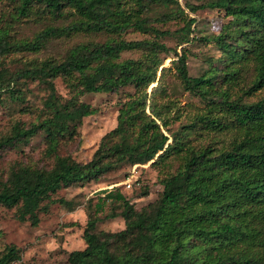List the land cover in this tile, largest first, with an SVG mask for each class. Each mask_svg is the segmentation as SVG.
Returning <instances> with one entry per match:
<instances>
[{
    "label": "trees",
    "instance_id": "1",
    "mask_svg": "<svg viewBox=\"0 0 264 264\" xmlns=\"http://www.w3.org/2000/svg\"><path fill=\"white\" fill-rule=\"evenodd\" d=\"M207 4L223 9L232 19L215 38L226 55L224 66L200 75L190 73L185 51L181 53L160 39L171 31L161 29L154 21L182 15L186 22L178 44L189 42L195 39L190 33L197 21L189 11H197L204 3L18 0V15L29 16L37 8L55 16L72 10L76 17L63 26H48L33 40L24 42H13L9 28H0V54L20 43L39 50L48 37L78 31L113 34L103 42L78 43L60 60L50 57L17 72L0 68V100L21 76L40 79L49 89L44 101L47 116L28 128L14 127L13 134L0 140L2 147L18 139L28 140L43 129L47 152L56 157L52 167L23 165L0 182V203L18 205L17 218H30L37 225L39 212L49 208L52 192L98 180L119 164L152 161L155 165L171 155L181 159L175 171L161 178L163 189L157 202L141 209L135 208L119 187L101 189L94 213H88L86 246L69 251L71 264H264V96L255 101H245L243 94L232 98L229 84L241 73L243 62L252 59L256 74L245 92L250 94L264 86V0H209ZM156 6L169 9L152 17L148 13ZM130 27L154 36H114ZM128 49L142 50L141 56L119 60L121 52ZM171 51V63L176 65L184 87L209 106L194 122L174 131L168 126L169 116L160 108L153 107L151 114L146 112L148 87L156 81L155 87H161L160 80L170 67L163 64ZM162 52L166 53L164 58ZM218 69L223 72L221 84H217ZM57 76L70 81L78 94L113 91L130 84L136 88L137 95L121 106L117 125L102 136L89 161L58 152L61 140L74 138L84 116L96 109L86 101H63L55 83ZM73 76L75 82H71ZM198 123L213 130L235 129L236 134L223 146H217L214 140L190 144L192 134L199 132ZM148 192L144 190V194ZM108 200L121 202L123 209L106 214V218L122 215L126 227L98 232L102 220L99 213ZM19 256L20 249L10 244L1 253L0 264H9Z\"/></svg>",
    "mask_w": 264,
    "mask_h": 264
},
{
    "label": "rangeland",
    "instance_id": "2",
    "mask_svg": "<svg viewBox=\"0 0 264 264\" xmlns=\"http://www.w3.org/2000/svg\"><path fill=\"white\" fill-rule=\"evenodd\" d=\"M179 1L185 4V0ZM189 1L194 4H205L197 11H189L190 16L197 18L190 33V37L195 36L194 40L178 44L183 35L181 27L186 22L182 15L177 14L165 22L154 21V24L171 31L160 39L169 46H176L179 52H186L192 75L212 73L213 67L224 66L223 59L226 55L215 38L230 23L232 16L227 15L223 9L208 5L209 0ZM17 5L18 0H0V28H9V38L13 42L33 40L46 27L66 25L76 17V14L70 13L72 10L65 15L55 16L41 12L37 8H34L29 16L18 15ZM168 9L156 6L148 14L156 17ZM232 24L234 26V23ZM111 35L113 34L106 31H78L70 35L51 36L43 42L39 50L27 49L20 43L11 51L0 54V68L17 72L31 64H40L50 57L60 60L78 43L103 42ZM114 36L142 39L153 37L154 34L130 27ZM141 53L142 50H123L119 60L136 59ZM165 55L166 53H161V57L164 58ZM173 55L174 51H171L170 56L165 58L163 65L170 67L165 70L160 80L161 87H155L158 81L148 87L146 106V112L149 114L153 113L155 107L160 108L163 115L169 116L170 131L194 122L209 107L199 95L184 87L176 65L171 63ZM160 73L161 70L158 71V77ZM255 74L254 61L252 59L244 61L241 73L236 75L235 81L229 83L231 97L243 94L245 101H255L263 97L264 86L250 94L245 92V88L252 84ZM75 79V76L71 77V82H75ZM222 79L223 72L218 69L217 84H221ZM55 83L57 90L64 96L63 101L72 98L86 101L96 109L94 113L84 116L75 137L62 139L58 149L60 154H70L81 162L89 161L102 136L117 125L121 106L137 95L136 88L130 84L113 91H89L78 94L76 87L63 76H57ZM224 86H228V82ZM48 95L46 83L37 78L23 76L15 81L13 88L5 90L0 100V140L13 134L16 126L28 128L42 121L48 114L44 107ZM196 129L199 132L192 134L190 144L203 145L214 140L213 143L217 146H223L236 134L235 129L213 130L203 127L202 123H198ZM45 135L44 130L39 129L28 140L18 139L0 147V182L23 165L40 167L54 165L56 157L55 154L47 152L48 143ZM151 162L122 163L103 174L98 180L59 188L50 194L48 210L39 212L40 221L37 225H33L30 218L25 220L17 218L18 205L7 206L0 203V255L8 245L15 244L20 249V256L9 264H71L68 259L69 251L86 246L84 231L88 213H94L101 189L119 187L129 202L135 208L141 209L157 202L163 189L161 178L175 171L181 159L171 155L165 157L159 164L151 165ZM128 182L132 185L128 186ZM146 189L149 190L148 194H144ZM122 209L121 202L108 200L104 210L99 213L102 220L98 222V232H112L125 228L126 221L122 215L106 218V214L112 211L120 212Z\"/></svg>",
    "mask_w": 264,
    "mask_h": 264
},
{
    "label": "built area",
    "instance_id": "3",
    "mask_svg": "<svg viewBox=\"0 0 264 264\" xmlns=\"http://www.w3.org/2000/svg\"><path fill=\"white\" fill-rule=\"evenodd\" d=\"M132 184H131V182H128V186H131Z\"/></svg>",
    "mask_w": 264,
    "mask_h": 264
}]
</instances>
